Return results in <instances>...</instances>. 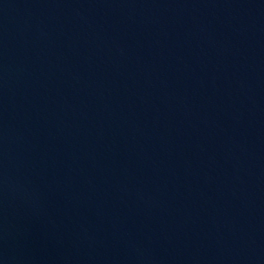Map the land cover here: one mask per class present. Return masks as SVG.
I'll use <instances>...</instances> for the list:
<instances>
[{"label": "water", "instance_id": "95a60500", "mask_svg": "<svg viewBox=\"0 0 264 264\" xmlns=\"http://www.w3.org/2000/svg\"><path fill=\"white\" fill-rule=\"evenodd\" d=\"M0 264H264V0H0Z\"/></svg>", "mask_w": 264, "mask_h": 264}]
</instances>
